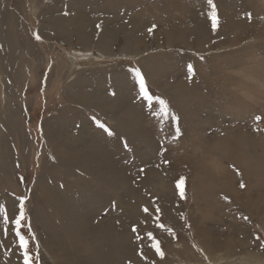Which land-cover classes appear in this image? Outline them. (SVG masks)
I'll return each mask as SVG.
<instances>
[{
    "label": "rangeland",
    "instance_id": "rangeland-1",
    "mask_svg": "<svg viewBox=\"0 0 264 264\" xmlns=\"http://www.w3.org/2000/svg\"><path fill=\"white\" fill-rule=\"evenodd\" d=\"M213 3L0 0V264L21 198L32 264H264V0Z\"/></svg>",
    "mask_w": 264,
    "mask_h": 264
},
{
    "label": "bare ground",
    "instance_id": "bare-ground-1",
    "mask_svg": "<svg viewBox=\"0 0 264 264\" xmlns=\"http://www.w3.org/2000/svg\"><path fill=\"white\" fill-rule=\"evenodd\" d=\"M53 197H55V196H53ZM45 199H46V197H45ZM56 200H57V198H56ZM80 216L81 215H79V217ZM81 218L83 219L82 216H81ZM84 219H86V218H84ZM79 221H81V220L79 219ZM82 235H84V234L81 233V236ZM209 235H211V234H209ZM87 237L88 236H85L84 238L86 239ZM81 238H83V237H81ZM204 238L208 239V243L207 244L205 243L206 244L205 248H207L210 252L211 251H216L217 249H219V250H221V249L225 250L226 249L228 253H230L232 251L231 249L233 248L232 247L233 245H231L230 242L227 245L223 244L221 246V245L217 244L216 242H212L209 238H207V234L204 235ZM50 240H51V243L50 244L47 243V248H48V251L50 252V255H52L53 258L55 257V259H60V257H63V259H64L63 255H65L66 253L67 254L73 253V255L70 254L71 256H73L72 259H71L72 260V264H89L90 263L85 258L86 256L84 257V255L81 252H79V250L77 249L78 247L75 246L76 243L75 244L71 243V246H69L68 244H65V242L63 240H61L60 237H54V238L51 237ZM52 241L54 242L53 244H52ZM78 241H79V239H78ZM85 241H87V240H85ZM107 242L111 243V244L113 243L120 255L121 254L124 255L125 252L128 253V251L130 249L129 242L127 241V239L125 237L120 238L118 235L113 236V234L111 233V226L107 225L106 222L101 221V223L98 226L97 233L93 234L91 240L89 242H86V243L89 244V245L91 244L92 245L91 247L93 249H95V251H97L99 246H104ZM45 245H46V243H45ZM235 249H236V247H235ZM102 258H104V260H105V256L102 257ZM215 258H217V257H215ZM68 259L70 260L69 256H68ZM71 260L68 261V262L70 263Z\"/></svg>",
    "mask_w": 264,
    "mask_h": 264
},
{
    "label": "snow or ice",
    "instance_id": "snow-or-ice-1",
    "mask_svg": "<svg viewBox=\"0 0 264 264\" xmlns=\"http://www.w3.org/2000/svg\"><path fill=\"white\" fill-rule=\"evenodd\" d=\"M208 4L212 8L210 16H211V19H212L213 30H215L217 28V25H218V18H217V14H216V8H215V5L213 3V0H208ZM36 39L37 40L40 39L39 35L36 36ZM191 70H192L191 66H189V71H191ZM136 76L139 78V85H140V91H141L142 96L144 97L145 100L151 101L152 97L149 95L148 91L146 90L144 80L141 77L139 70H136ZM160 104L163 105L164 101H160ZM162 110H164V109H162ZM256 120L259 121L260 117L259 116L256 117ZM98 126L101 127V128H104L105 131L108 132L109 135H112L111 131L108 130L103 124H98ZM177 131H179V130H177ZM241 187H243V185H241ZM181 196H183V190L182 189H181ZM145 211H147V209H145ZM25 216H26L25 199L21 198L19 200L18 215H15L13 217L14 225H15V236L18 237L19 248L23 252L22 258H23L24 264H32V257H31L30 252H29V239L26 238V235L21 233L22 221L25 220ZM0 218L3 219V222L5 224H7L9 222V216L7 214L6 207L3 206V205H0ZM133 230L135 231V229H133ZM28 231H29V233L31 232L30 225H29ZM149 236L151 237V234H149ZM154 247L156 248V251L159 253L160 249H159V246H158V242H157L156 245H154Z\"/></svg>",
    "mask_w": 264,
    "mask_h": 264
}]
</instances>
